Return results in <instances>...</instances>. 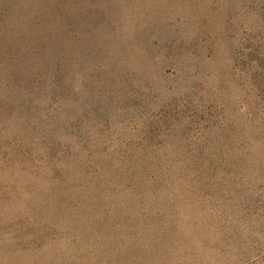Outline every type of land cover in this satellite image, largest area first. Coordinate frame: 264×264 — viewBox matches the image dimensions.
<instances>
[{
  "label": "rangeland",
  "instance_id": "374dc122",
  "mask_svg": "<svg viewBox=\"0 0 264 264\" xmlns=\"http://www.w3.org/2000/svg\"><path fill=\"white\" fill-rule=\"evenodd\" d=\"M0 264H264V0H0Z\"/></svg>",
  "mask_w": 264,
  "mask_h": 264
}]
</instances>
